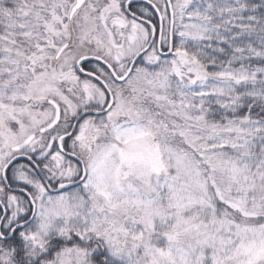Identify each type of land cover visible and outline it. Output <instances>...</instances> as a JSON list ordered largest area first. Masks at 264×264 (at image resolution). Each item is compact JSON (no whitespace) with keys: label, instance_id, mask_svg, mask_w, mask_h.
Listing matches in <instances>:
<instances>
[{"label":"snow or ice","instance_id":"obj_1","mask_svg":"<svg viewBox=\"0 0 264 264\" xmlns=\"http://www.w3.org/2000/svg\"><path fill=\"white\" fill-rule=\"evenodd\" d=\"M0 264H264V0H0Z\"/></svg>","mask_w":264,"mask_h":264}]
</instances>
